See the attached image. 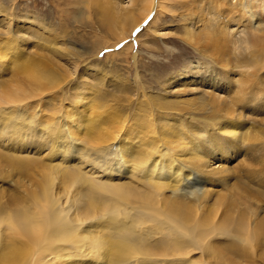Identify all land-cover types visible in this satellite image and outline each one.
Instances as JSON below:
<instances>
[{"label": "bare ground", "instance_id": "bare-ground-1", "mask_svg": "<svg viewBox=\"0 0 264 264\" xmlns=\"http://www.w3.org/2000/svg\"><path fill=\"white\" fill-rule=\"evenodd\" d=\"M185 2L191 10L184 12L194 22L188 40L200 44L196 48L213 62L168 77L163 85L172 101L156 105L165 112L157 115L158 125L138 122L131 114L134 129L124 135L130 114L112 113L100 100L91 106L86 84L75 97L78 104L50 131L36 126L42 115L25 117L17 109L13 116L18 95L52 83L49 78L60 77L61 66L47 56L55 50L51 44L39 63L19 65L28 60L29 40L37 45L43 38L39 29L17 21L11 25L0 12V36H9L14 46L11 51L0 43V59L7 58L0 72L7 66L16 71L13 84H0V144L7 147L15 140L25 154L16 159L44 148L41 160L0 156V178H10L6 169L22 172V178L9 181L11 193L0 190V264H264V173L259 167L264 164V116L258 117L264 115V84L258 77L255 82L232 79L240 59L264 69V37L247 26L250 11L264 12V5L239 1L233 11H221L224 1L214 0L221 27L212 29L215 18L203 15V2ZM100 3L93 0L102 23L108 29L121 25L124 39L141 23L154 24L159 12L146 4L136 16L133 0L128 7L109 0L105 10ZM238 11L239 17L230 14ZM49 40L44 37V44ZM225 58L229 63L219 65ZM61 70L66 78L67 70ZM73 71L77 74L78 67ZM138 79L135 74L134 82ZM249 108L251 115L244 112ZM195 113L206 126L198 134ZM245 141L249 155L239 153ZM227 153L237 161L232 167L222 164ZM234 168H243L242 182L234 180ZM248 181L263 186L251 193ZM99 192L113 199L100 202Z\"/></svg>", "mask_w": 264, "mask_h": 264}, {"label": "rangeland", "instance_id": "rangeland-1", "mask_svg": "<svg viewBox=\"0 0 264 264\" xmlns=\"http://www.w3.org/2000/svg\"><path fill=\"white\" fill-rule=\"evenodd\" d=\"M108 1L109 0H100V4H102L100 7L105 10ZM129 1L130 0H110L114 6L118 5L122 7H128ZM201 1L203 2L202 7L205 9L203 15L206 16L207 19L213 17L215 14L213 13L214 9L212 7L214 0ZM223 1L225 6L221 11H233L232 7L238 5L239 1H248L249 5L253 4L254 6L264 5V0ZM155 2L154 5L151 0H133L134 8L132 10L136 16H138V14L140 16V11H145L143 5L146 4H149L151 7L154 5L153 11L159 12L156 15L157 18L154 24L146 28L148 21L146 24L143 23L144 25L141 23V28L131 32L129 36L124 39L119 35V32H121L119 31L121 30V25H115L116 27H112L113 29H108V27L106 28L102 23L100 14L94 7L93 0H0V12H3L2 15L8 18L7 20L10 21L11 25L17 21V23L26 24V26L30 27L34 32L39 29L38 32L43 38V41L37 45L36 40L33 38L29 40V43L26 44L28 46L25 45V50L28 54L25 57H27L28 60L21 59L19 65L32 66L34 62L39 63L40 61L38 60H42V58H40L41 53L47 50V46L51 44L55 46L53 47L55 50L50 51L47 56L53 62L55 61L58 66H61V73L59 72L60 77H56V79L53 77L49 78L53 80L52 83L45 82V85L34 87L33 89H24L25 93L18 95L21 101L17 102L16 107L10 111L11 114L13 116L16 115L14 113L18 112V109L25 112L22 115L25 117L42 115V118L35 120V124L44 132L50 131L59 119L66 116L68 108L78 104L75 97L78 95L80 87L83 88L82 84H86L90 86V90L92 91L90 99H94L91 106L96 105L98 100H100L104 106H108L109 111L112 113L117 109L120 113L118 115L127 117V115L130 114V122L127 119L123 125V135L130 129H134L131 114L132 117L136 116L138 122L141 120L143 121V119H149L154 122L155 125H158L157 115L164 111L160 110L156 105L158 103L172 101V98L166 94L167 89L166 86L163 85L165 80L168 77H172V75L178 73L183 74L188 67H195L198 65V69L201 68L199 67L201 63L205 62L209 64L213 61H207L205 59V51L196 48L200 47V44L194 46L193 41L188 40V35H186V33H192L194 30V22H192L191 17L187 16V13L184 12L191 10V7H188L185 0H156ZM257 10L260 9L257 8ZM257 10L255 11L253 9L250 11L251 14L253 12V16L248 20L250 22L247 21V26L254 35L264 37V12L259 13ZM239 13L238 11L230 14L239 17ZM218 16L219 15H215V19L212 20V29H219L221 27ZM249 23L250 25H248ZM4 24H2V26ZM48 36L50 40L44 44V37ZM220 36L224 38L223 32ZM0 38L3 40V42L0 43L8 45V49L12 51L14 46L10 45L12 44L9 41L10 37L6 35L4 37L0 36ZM33 42L35 44L34 49L32 45ZM17 51H20L19 47H17ZM32 53H34L33 56ZM240 60L237 61L238 63L235 62V64L239 66H236L234 69H237V73L233 74L234 76H232V79L237 78L253 82V78L258 77L264 84V69H260V71L255 70V65H253V63L249 64L243 62L242 59ZM0 62H3L4 66L7 62V58L0 59ZM228 63L229 60L225 58L219 62V65ZM74 66L78 67L77 74L73 71ZM230 66L231 65H229V67ZM3 68V71L0 72V84H13L11 76L14 75L16 77L15 69L11 66ZM62 68L67 70L66 78L61 77L63 74ZM92 70H95L96 73L92 72L91 74L90 71ZM252 71L254 75L251 74ZM135 74L139 76V81L136 83L134 82ZM242 74L244 76H242ZM101 77H104L103 83L101 81L99 83V80L103 79ZM110 81L111 84L108 83ZM178 87L181 91L187 89L184 86ZM30 90L32 93H30ZM173 99L175 100V98ZM243 108L244 107H242V109ZM140 109L143 110L141 111ZM244 112L251 115L249 112L252 111L251 108H249ZM258 115L253 113L255 117ZM201 116L200 113L193 114L192 119L195 120L196 125L195 134H198L201 128L204 129V127H206L205 124H202L199 120ZM263 116L262 114V116L258 117L260 118ZM100 129L102 131L106 130L105 127H101ZM262 129H264V127L260 126V130ZM80 140H82V138ZM245 142L243 145L244 147H241L239 153L242 155H249L248 153L251 148L249 143L246 142V144H248L246 145ZM256 144L258 143H255V145ZM43 149L44 148H40L41 153L38 155L32 156V154H27V158L16 159L18 158L17 156H24L25 154L19 152V144L14 140L7 147H3L0 144V156L7 157L13 161L29 160L35 157L41 160L44 152L42 151ZM231 154H226L227 161L222 163L224 166L227 165L228 167H232L237 163L234 156H232L233 154ZM37 165L35 167H37ZM259 167L264 168V164L261 163ZM263 168L260 169L261 173H264ZM14 170H16V172ZM233 170L234 172L237 171L236 168ZM242 170H238L237 178H234L238 183L239 181L242 182L241 173H245ZM6 171L7 174H10V178H0V190L11 193L13 191V186H11L9 181L17 177L22 178V172L17 169H6ZM247 185L251 193H253L255 189L261 190L262 188L260 183L257 185L250 182ZM206 186H208V184H206ZM98 196L100 202H110L109 200L113 199V197L100 192Z\"/></svg>", "mask_w": 264, "mask_h": 264}]
</instances>
